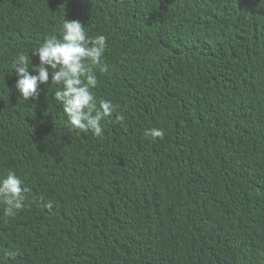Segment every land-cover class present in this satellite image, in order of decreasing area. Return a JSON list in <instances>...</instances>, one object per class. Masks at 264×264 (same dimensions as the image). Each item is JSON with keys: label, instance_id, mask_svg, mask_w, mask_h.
Returning <instances> with one entry per match:
<instances>
[{"label": "trees", "instance_id": "1", "mask_svg": "<svg viewBox=\"0 0 264 264\" xmlns=\"http://www.w3.org/2000/svg\"><path fill=\"white\" fill-rule=\"evenodd\" d=\"M64 18L107 38L95 92L125 119L99 139L65 126L51 78L15 88L13 58L38 67ZM8 169L30 191L0 205L3 264H264V0H0Z\"/></svg>", "mask_w": 264, "mask_h": 264}, {"label": "clouds", "instance_id": "2", "mask_svg": "<svg viewBox=\"0 0 264 264\" xmlns=\"http://www.w3.org/2000/svg\"><path fill=\"white\" fill-rule=\"evenodd\" d=\"M60 34V38L46 37L31 50V54L39 61V66L31 68V71L29 53L21 52L13 58L11 71L14 70L17 77L15 88L21 102L35 100L40 95V86L48 84L51 78L50 86H55L52 100L64 113L65 126L69 131L90 132L93 137L102 138V122L122 124L125 119L120 114L113 120L118 105L111 100L98 98L95 92L98 87L97 73L103 75L109 69V65L104 62L107 38L104 35L90 37L80 21L65 18ZM144 135L154 142L158 138L163 139L164 131L150 128ZM29 191L13 170L8 169L0 175V205H3L5 222L26 207ZM5 255L15 258V253ZM0 264H3L2 260Z\"/></svg>", "mask_w": 264, "mask_h": 264}]
</instances>
